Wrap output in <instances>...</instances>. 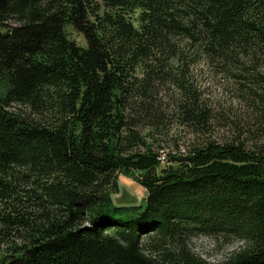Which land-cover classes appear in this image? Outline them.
<instances>
[{"label":"trees","instance_id":"1","mask_svg":"<svg viewBox=\"0 0 264 264\" xmlns=\"http://www.w3.org/2000/svg\"><path fill=\"white\" fill-rule=\"evenodd\" d=\"M183 41L236 73L252 61L236 77L264 128V0H0V264H211L197 236L241 244L216 264H264V141L163 163L143 136L168 82L208 129ZM122 175L142 204L113 203Z\"/></svg>","mask_w":264,"mask_h":264},{"label":"rangeland","instance_id":"2","mask_svg":"<svg viewBox=\"0 0 264 264\" xmlns=\"http://www.w3.org/2000/svg\"><path fill=\"white\" fill-rule=\"evenodd\" d=\"M10 24L15 25L14 22ZM67 32L71 40L80 46H86L83 36L74 29L68 28ZM187 44L183 41L180 46L188 54L189 80L201 94V103L211 114L208 129L198 132L177 114L176 104L181 98L180 89L168 82L161 88L157 97V107L162 109L159 111L160 122L143 130L145 141L154 151H160L163 155L172 151L188 152L193 146L212 141L219 144L233 140L242 141L249 149L261 144L264 141V135L261 133L264 128L258 123L256 110L249 106L251 86L242 78L236 77L238 74L248 76L255 65L250 60H243L244 70L236 73L230 67L211 65L198 52L188 48ZM180 64V59L171 61L170 66L174 73H178ZM263 64L260 61L258 65L260 73H264ZM240 83L246 84L247 88L240 86ZM112 198L116 206L140 205L146 199V191L132 177L122 175L119 178V193L114 194ZM191 246L196 255L216 264L222 262L241 244L197 236L192 239ZM3 251L5 249L0 252V257L4 254Z\"/></svg>","mask_w":264,"mask_h":264},{"label":"built area","instance_id":"3","mask_svg":"<svg viewBox=\"0 0 264 264\" xmlns=\"http://www.w3.org/2000/svg\"><path fill=\"white\" fill-rule=\"evenodd\" d=\"M161 161L164 163L166 160H165V155L161 158Z\"/></svg>","mask_w":264,"mask_h":264}]
</instances>
